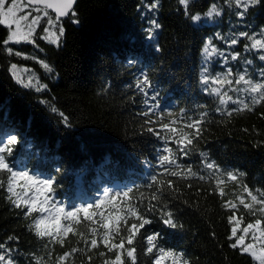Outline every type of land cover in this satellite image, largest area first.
Here are the masks:
<instances>
[{
  "label": "trees",
  "instance_id": "16d2710c",
  "mask_svg": "<svg viewBox=\"0 0 264 264\" xmlns=\"http://www.w3.org/2000/svg\"><path fill=\"white\" fill-rule=\"evenodd\" d=\"M153 3L158 7L149 11ZM212 3L221 16L206 17ZM241 10L229 0H190L189 13L202 16L200 22H193L185 16L179 0H77L68 17L62 19L65 31L60 43H35V49L21 45L10 48L8 29L0 25V135L5 144L7 135L17 136L15 145H10L13 152L4 153L6 159L16 166L14 170L52 178L51 195L63 202L66 211L69 205L94 206L105 190L111 196L131 189L127 204L135 205L151 223L129 246L127 228L139 221L128 217L127 224L121 221L113 242L124 238L125 249L136 248L137 264H153L146 251L148 235H156L159 247L182 254L189 264H259L239 246L231 247L235 240L230 239L233 225L229 217L241 219L240 228L255 219H261L264 226V216H253L238 199L244 196L245 202H250L244 185L253 194L264 191V102L252 105L246 94H237L224 85L222 93L227 91L233 100L249 102L252 109L233 111L242 105L231 101L220 105L221 97L210 93V88L218 85H210L206 93L201 83L206 62L211 63L207 64L211 78L216 69L224 73L231 67L234 81L249 59L253 63L247 66L248 74L254 81L261 80L257 71L264 68V62L258 59V51H244L251 41L238 34H258L264 29V0L250 5L243 20L236 15ZM153 20L160 27L149 39L146 29ZM233 38L238 40L236 45L230 43ZM209 40L212 47L226 50L224 56L218 51L208 61L203 60V47ZM36 53L48 65L38 69L44 85L40 89L19 84L10 70L15 63L39 64L27 57ZM237 53L238 59L232 61L231 56ZM221 58L222 62L228 59L225 68L217 63ZM144 76L150 85L146 88L149 105L159 106L150 117L142 115L146 97L136 88ZM232 87L241 85L233 83ZM152 96L157 99L153 101ZM181 109L194 119L208 113L201 125L202 137L190 146L186 159H181L175 143L169 144L181 163L180 169L173 170L181 171L182 176L159 175L158 155L163 143L147 131L145 120L157 121L150 125L154 128L161 116L163 122L179 121ZM201 151L218 170L204 167L208 161H202ZM189 167L196 176L184 175ZM228 171L237 175V180L227 179ZM6 175L0 174V180H6ZM154 175L163 183H154ZM169 180L173 188L168 187ZM157 188L162 189L158 206L168 205L180 226L177 229L167 227L159 213L147 214L148 201ZM6 196L0 189V244L15 250L12 258L16 264H35L38 258L41 264H104L106 259H114L115 251L109 252L100 242L104 230L99 227V216L93 223L81 214L63 243H50L48 238L37 237L30 227L39 214L25 216L26 209L15 208ZM110 208L106 199L100 211L107 216ZM93 228L97 230L95 236ZM92 238L98 240L95 249L89 247ZM72 248L78 251L66 261H58ZM123 258L125 264H131L126 251Z\"/></svg>",
  "mask_w": 264,
  "mask_h": 264
},
{
  "label": "snow or ice",
  "instance_id": "6c2138e0",
  "mask_svg": "<svg viewBox=\"0 0 264 264\" xmlns=\"http://www.w3.org/2000/svg\"><path fill=\"white\" fill-rule=\"evenodd\" d=\"M229 3H234L235 6L241 11L236 13L237 17L240 20H243L247 9L250 5H255L259 3V0H229ZM43 4L47 9H54L56 13V20L53 21L51 18L48 19V26L44 28V32L48 35H45L43 38L46 40H51L52 43H57L59 37L55 35L54 32L50 31V28L54 24L59 23L61 18L66 17L73 8L74 0H56L55 3L50 2V0H27V3H19L18 0H0V25H7L9 28H15L12 31L11 35L8 37L9 40L19 41H29L33 30L36 26L39 25L40 20L48 16L47 12H44L42 15L32 16V11L35 10L37 13H40L39 5ZM179 4L183 6L185 10V16L190 17V20L193 22H200L202 16L200 14H190L188 7L190 0H179ZM37 6L33 9V6ZM158 7V3H153L149 6V11ZM24 15H18V12L25 11ZM75 15V13H72ZM221 16L222 13L217 10V5L212 3L210 5V10L206 12V17L211 18L213 16ZM31 20H29V18ZM22 22H28L24 24V27L27 31H21ZM76 22V21H73ZM160 25L155 21H151V24L146 29L148 33V38H154V29H158ZM65 29L61 26L59 28V33L62 36ZM239 37H246L251 41L250 49L264 50V39L256 38L257 35L264 37V29H262L258 34L254 33L249 35L247 31H242L239 34ZM238 42L237 39H231V45H236ZM212 41L209 40L207 44L203 47V54L205 61L209 60V57L213 56L216 53V49L212 46ZM211 49V50H210ZM246 51L249 50V47L246 45ZM16 55H20L19 52ZM220 56H224V53H219ZM239 53L232 55L231 60L236 61L238 59ZM258 59L261 62H264V54H260ZM252 60H245L244 71L242 74L238 75L234 81L231 79L233 76V69L231 67H226L228 65V59L225 58L221 64V67H226V73H216L214 78L210 72L207 64L204 66L201 73V83L204 86L203 91L206 93L209 92L210 85H218L217 87H211L210 93H214L217 96L221 97L219 103L224 105L226 102L231 101L234 104H241L242 107L235 108L233 111H242L248 110L251 111L249 102L252 105L260 104L264 102V68L257 71V76L261 78L260 81H254L251 76L248 74V67L252 65ZM45 68H48V65H44ZM12 68L15 69L16 65L13 64ZM51 71V69H49ZM18 78V77H17ZM233 83L236 86L244 85V87H232ZM224 85L229 86V90L237 94H246L249 102H244L241 99L233 100V97L228 95V92L225 91L221 93V88ZM149 80L147 76H144L143 79H138L136 83V88L139 89L141 93L144 94L146 99L144 104L146 106L142 115L144 117H150L155 115V109L159 106L156 104L149 105L148 102V91L146 90L149 87ZM226 97V99H225ZM151 99L154 101L157 99L156 96H152ZM55 111V109H53ZM220 111V109H217ZM228 115L232 114V111L227 113ZM169 116L172 115L171 112L168 113ZM188 116L187 120H184V116ZM264 115V114H262ZM208 116L207 112L201 113L198 119H194L191 115H188L186 110L181 109V119L171 120L169 122H163V117H159L158 127L154 128L150 125L156 124L157 121L146 119L145 124L149 125L147 131L153 133L157 139L161 140L163 143L161 154L158 155V164L160 166L161 172L159 175H169L171 177H181L182 172L180 169L181 163L178 162L177 158L173 155V150L168 145L175 143L177 150L181 154V159H186L191 151L190 146L193 145L194 141H198L202 137L203 129L201 125L204 123L205 118ZM66 120V118H65ZM178 123L182 124L181 127H176ZM191 130V131H186ZM7 143H4L3 135H0V174H7L6 180H0V189H3L7 196L6 198L11 202V204L17 209H26L24 212L25 216H30L33 213H38L39 218H35L30 227L34 228L35 234L40 238H48L50 243H63V238L68 236L69 233L73 232L74 226L80 221L81 214H83V219L97 223L95 219L99 216V227L104 231L100 234V242L103 243L104 247L107 248L109 252L115 251L114 259H106L104 264H125L124 252L126 251L127 258L131 259V264H137L136 258V248L129 247L125 249V239L121 238L119 243L113 242L114 234L118 235L120 232V223L123 221L125 224L128 222V217H135L139 223H132L130 227L127 228V245H133L134 239L137 233L141 229L151 223V220L146 219L144 215H141L137 211L135 205L127 204L129 194L132 191L131 189L127 191H117L113 195L109 196V191L105 190L102 198H97L93 206L92 203L87 204L86 206L77 207L75 205H69L70 210L65 209V206L62 201L57 202L54 197L51 195L54 191L53 189V179L52 178H40L41 174L30 175L28 171L25 170H14L15 165H11L9 160L6 159L4 153L9 155L13 152V148L10 145H15L17 141L16 135H7ZM199 156L202 158V161L207 160L208 162L204 164L206 169L212 170L217 169L218 166L210 160L208 154L201 151ZM171 157V158H170ZM184 175L187 176H196V173L192 171L191 167L187 168ZM201 180L204 179V176L199 177ZM154 183L162 184L163 181H158L157 176L151 177ZM227 179L237 180V175L232 171L227 172ZM223 183V181H219ZM168 187L173 188V183L171 180L167 181ZM219 186V184H218ZM151 187V185H150ZM162 189L157 188L155 192L152 193L151 200L148 201L147 214H152L153 212L159 213L162 222L171 229H177L180 227L176 222L174 213L169 210L168 205L164 204L163 206H158L160 200L159 193ZM243 192L247 194V197L250 198V202L246 203L244 196H239V204L243 205L253 216L259 213L261 216H264V191H257V194L247 187L243 186ZM223 195V190L220 192ZM106 199L111 205V208L108 212V215L105 216L102 209V206L105 205ZM155 202V203H154ZM121 203H124L125 206L121 207ZM227 204L235 209L236 205L231 201H228ZM259 206V207H257ZM111 209H115L113 212ZM229 223L233 226L231 227V238H234L235 242L231 244L232 248H237L238 246L243 253H250L251 256L259 261V264H264V226H262L261 219H255L254 222L248 223L245 227L240 228L241 219L235 217V215L229 217ZM238 232H242L241 235H237ZM93 236L97 235V230L92 229ZM252 239L253 243H246V237ZM13 237H9V240H12ZM158 237L156 235L147 236V254H150L153 258V264H165L166 261L171 260V264H189L187 259H184L182 254H178L172 250H165L162 247H159L157 243ZM86 243H88L86 241ZM259 245V248H257ZM47 247V245H45ZM90 249H95L98 247V240L92 238L90 240ZM14 249H8L4 244H0V264H16V261L12 258V252ZM78 251L77 248H72L70 252H65L64 255L58 257V261H66L67 258ZM101 256H104V253H100ZM35 264H41V260L38 258L35 261Z\"/></svg>",
  "mask_w": 264,
  "mask_h": 264
},
{
  "label": "rangeland",
  "instance_id": "374dc122",
  "mask_svg": "<svg viewBox=\"0 0 264 264\" xmlns=\"http://www.w3.org/2000/svg\"><path fill=\"white\" fill-rule=\"evenodd\" d=\"M18 2L19 3H27L25 0H18ZM35 7H37V6H33V9L35 8ZM39 8H40V13H37L35 10H33L32 11V16L34 17V16H36V15H42L44 12H47L48 13V16H45V17H43L41 20H40V22H39V25L38 26H36L35 28H34V30H33V34H32V36H31V38H30V40L29 41H17V40H9V39H7V43H8V46L10 47V48H12V49H14L13 48V45H21V46H27V47H30V48H33V49H35L34 47H36L35 46V43L36 44H38V43H40V42H45V43H50V44H58V43H60V41H61V39L63 38V35H64V33H63V35L61 36L60 35V33H59V28L62 26L64 29H65V26H64V22H63V20L61 19L60 20V22L59 23H56V24H54L53 25V27L52 28H50V31L51 32H54L55 33V35L57 36V37H59V39H58V41H57V43H52L51 42V40L49 39V40H46V39H44L43 37L45 36V35H48L47 33H45L44 32V28L46 27V26H48V19L49 18H51L53 21H55L56 20V15L52 12V11H50V10H48L47 8H45V7H42V6H38ZM26 11H28V9H25V11H20V12H18V15H24L25 14V12ZM31 18L32 17H30L29 18V20H31ZM25 23H28V22H22V25H21V31L23 32V31H27V29L24 27V24ZM4 26H6L7 27V29H8V37L11 35V33H12V31H14L15 30V28L13 27V28H9L7 25H4ZM256 38H260V39H264V37H261V36H257ZM250 45H251V43H250ZM250 45L248 46L249 47V50H247L248 51V53H250ZM9 48V51H11V49ZM214 48V47H213ZM215 49L217 50L216 51V53H214L213 54V56L215 55V54H217L218 53V51H219V53H223V52H225L226 50L225 49H222V48H218L217 46L215 47ZM246 49V48H245ZM244 49V51H246ZM211 50V49H210ZM254 50V49H253ZM246 51V52H247ZM254 51H257V50H254ZM262 53L264 54V52L262 51ZM262 53H260V52H258V55H260V54H262ZM31 57L34 61L35 60H38L37 62L39 63V64H33V65H30L29 63H15V65H16V68L15 69H13L12 68V66H11V72H12V74H13V76H14V78H15V80L19 83V84H21V85H23V86H27V87H29V86H31V87H33V88H35V89H40V88H42L44 85H43V83H42V77L40 76V71H38V69H40L41 68V66L44 68V65H45V62H43L40 58H39V56H38V54L36 53V54H33V55H27V57ZM220 56V55H219ZM212 57V56H211ZM211 57H209V59L211 58ZM203 60L205 61V58H204V55H203ZM40 61V62H39ZM208 65H210L211 63L210 62H206ZM218 64H222V58L217 62ZM13 65V64H12ZM225 68V67H224ZM41 72H42V69H41ZM211 73H212V71H210ZM216 73H222L220 70H218L217 71V69L215 70V72H214V74H216ZM224 73H226V70H225V72ZM18 77V78H17ZM214 78V77H213ZM238 78V77H237ZM242 87H244V85H241V88ZM222 93V92H221ZM225 99H226V97H225ZM0 146H3V145H0ZM245 227V226H244ZM241 228H243V227H241ZM242 234V232H240V233H238V235H241ZM246 243H253V241H252V239L250 238V236L249 237H246V241H245ZM257 248H259V245H257ZM250 254V253H249Z\"/></svg>",
  "mask_w": 264,
  "mask_h": 264
},
{
  "label": "water",
  "instance_id": "95a60500",
  "mask_svg": "<svg viewBox=\"0 0 264 264\" xmlns=\"http://www.w3.org/2000/svg\"><path fill=\"white\" fill-rule=\"evenodd\" d=\"M25 1L27 2V0H25ZM50 2L55 3L56 0H50ZM76 2H77V0H74V4H73V8H72V10L74 9V7H75V5H76ZM34 6H35V5H34ZM39 6L44 7L43 4H41V5H39ZM48 10L52 11V12L56 15L54 9H48ZM72 10H71V11H72ZM71 11L69 12V14L71 13ZM69 14H68V15H69ZM68 15H67L66 17H68ZM66 17H63V18H61V19H64V18H66Z\"/></svg>",
  "mask_w": 264,
  "mask_h": 264
}]
</instances>
